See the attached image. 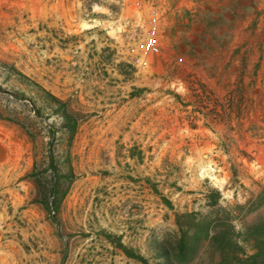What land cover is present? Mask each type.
<instances>
[{
    "label": "rangeland",
    "instance_id": "1",
    "mask_svg": "<svg viewBox=\"0 0 264 264\" xmlns=\"http://www.w3.org/2000/svg\"><path fill=\"white\" fill-rule=\"evenodd\" d=\"M180 5L0 0V264H264V79Z\"/></svg>",
    "mask_w": 264,
    "mask_h": 264
},
{
    "label": "crops",
    "instance_id": "2",
    "mask_svg": "<svg viewBox=\"0 0 264 264\" xmlns=\"http://www.w3.org/2000/svg\"><path fill=\"white\" fill-rule=\"evenodd\" d=\"M181 2L190 8H194L198 4L200 7L197 9L198 13L214 14L216 20L217 15H225L226 23L219 24L216 22L219 25L216 26L215 30L223 31L229 23V34L221 40L219 39L216 42L217 45L230 47L231 53L236 51L238 47H243L237 50L240 54L243 53L245 47L250 63L247 66V71H256L252 77L258 79V84L259 79H264V0H219L215 5H209V7L199 4L200 1L198 0H181ZM218 36H224V33L221 32ZM256 64L259 66L255 70Z\"/></svg>",
    "mask_w": 264,
    "mask_h": 264
},
{
    "label": "trees",
    "instance_id": "3",
    "mask_svg": "<svg viewBox=\"0 0 264 264\" xmlns=\"http://www.w3.org/2000/svg\"><path fill=\"white\" fill-rule=\"evenodd\" d=\"M52 96V95H51ZM53 99L57 100L54 96H52ZM72 126H74V124H72ZM264 228V227H263ZM257 229V228H256ZM214 237V236H213ZM191 240V239H190ZM189 240L182 234L180 241L178 242V251H179V256H177L178 260H182L184 255L186 254V250L190 249L193 241H191V245H188L187 242ZM259 255V252L256 253H252L248 256H246L245 259H238V264H259L257 262V257ZM229 253L227 251H224V254L222 256V260L220 261L222 264H231L232 260H229Z\"/></svg>",
    "mask_w": 264,
    "mask_h": 264
},
{
    "label": "built area",
    "instance_id": "4",
    "mask_svg": "<svg viewBox=\"0 0 264 264\" xmlns=\"http://www.w3.org/2000/svg\"><path fill=\"white\" fill-rule=\"evenodd\" d=\"M157 17L154 15L152 17V22H156ZM145 49L152 54L158 53L160 51V46L157 41L155 30L152 29L149 33V36L145 42Z\"/></svg>",
    "mask_w": 264,
    "mask_h": 264
}]
</instances>
